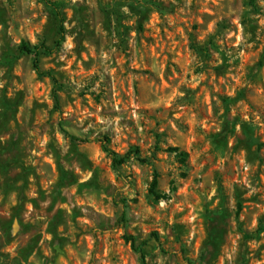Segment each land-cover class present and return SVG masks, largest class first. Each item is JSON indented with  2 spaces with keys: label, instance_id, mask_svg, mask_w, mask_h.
<instances>
[{
  "label": "rangeland",
  "instance_id": "rangeland-1",
  "mask_svg": "<svg viewBox=\"0 0 264 264\" xmlns=\"http://www.w3.org/2000/svg\"><path fill=\"white\" fill-rule=\"evenodd\" d=\"M50 1L0 0V264H264V0Z\"/></svg>",
  "mask_w": 264,
  "mask_h": 264
},
{
  "label": "trees",
  "instance_id": "trees-1",
  "mask_svg": "<svg viewBox=\"0 0 264 264\" xmlns=\"http://www.w3.org/2000/svg\"><path fill=\"white\" fill-rule=\"evenodd\" d=\"M42 2H44L46 5L54 8L56 10V16L58 19V30H59V40L57 41V46H60L61 43L64 41V34H65V28L63 25V20L62 17L59 13V5H57L56 3L50 1V0H40ZM41 49L44 52H51L50 49H48L47 47L42 46L37 47V46H30L28 44H26L25 42H23L20 46H19V51L21 54H32L33 55V66H34V70L36 71V73L39 76H49L52 78L53 82H54V87L57 88V81L56 79L53 77L52 73L50 71H43L40 67V63H39V56L41 55ZM197 49L203 51V49L199 46H197ZM53 97H54V101L55 104L58 106L59 105V94L57 92V90L55 89L53 92ZM69 138L72 141H81L82 139H79L78 137H76L75 135L66 133ZM99 142H101L102 145V150L105 154H107V156H109L111 158L112 161V165L113 168L116 170H119L120 167H122L125 162L127 161L128 156H121L118 153H116L115 151H113L109 144H110V140L108 137H102L101 139H99ZM136 156L138 155V151L135 152ZM182 156L186 157V153H181ZM141 162H146V160L141 159ZM62 174H64V171H61ZM158 185V181L157 179L154 180L153 182V187L156 188ZM126 240L131 242L132 245L134 247H136V242H137V238L134 236L131 237H126Z\"/></svg>",
  "mask_w": 264,
  "mask_h": 264
}]
</instances>
